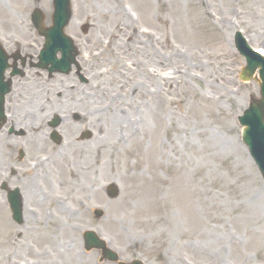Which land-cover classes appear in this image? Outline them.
I'll return each instance as SVG.
<instances>
[{
    "label": "rangeland",
    "instance_id": "obj_1",
    "mask_svg": "<svg viewBox=\"0 0 264 264\" xmlns=\"http://www.w3.org/2000/svg\"><path fill=\"white\" fill-rule=\"evenodd\" d=\"M71 1L74 16L67 33L74 37L86 54L81 61L86 75L90 76L89 83L84 85V89L83 86L78 89L75 95L82 98L86 117H94L96 125L86 123L84 126L93 131L91 141L79 140L74 148L77 150L75 155L71 151L64 153L69 156L73 167L90 165L89 173L97 176L99 184L94 192H90L92 182L88 180L84 183V192L73 190L70 201H64L65 196L70 197L67 185L64 187L52 175L47 181L42 180L46 186L40 184L37 189L31 172L34 160L45 154L52 156L67 146H56L49 138L50 142L40 146L41 143H35L31 136L32 131L23 136L19 147L26 155L21 158L19 173L27 220L22 225L16 224L11 219L8 205L7 208L0 206V264H56V253L49 251L45 257H39L36 250L26 248L27 245H35L33 233L36 230L44 235L52 228L43 227L50 221V204L44 186L59 195L58 204L61 203L66 210L59 220L62 224L69 221L75 227L78 241L73 240L71 244H76L82 257L88 255L92 259L90 264L114 263L102 261L98 250L85 249L83 233L86 230H94L104 237L125 262L139 258L145 264H264V209L255 205L257 201L253 198V190L257 188L264 196V179L242 141L243 127L238 120L251 100L260 98V88L257 81L240 78L246 61L238 52L234 39L236 32L241 31L249 41L254 39L249 42L254 48L258 46L257 41L264 39V0H179L180 11L177 14L165 7L162 9L164 16L174 20L178 17L185 29L175 41L179 53H169L162 44L164 29L159 22L148 26L144 23L147 19L145 14L160 4L158 0H144L142 3L120 0L119 6L124 14L135 23L131 28L121 22L125 29L113 25L114 18L122 19L120 8L115 3L92 0L94 3H84L82 8L77 9V1ZM90 5L92 8L87 15L84 7L88 9ZM36 8L45 13V23L50 24L52 0L47 4L44 0H0V37L12 42L17 39L28 47L35 45L34 48L38 49L43 40L31 19ZM104 11L106 15L103 17ZM239 13L242 14L241 21L237 17ZM225 20H231L233 24L228 31L222 25ZM84 26L89 27L86 33L82 30ZM113 34L118 39L111 38ZM135 35L139 37L135 38ZM120 40H123L121 46L124 50L119 49ZM103 46H109L120 55L102 53ZM146 46L157 55L156 62H149L148 49L144 50ZM228 46L231 47L230 53L223 57L227 65L214 63L210 70L220 76L218 79L213 77L219 94H228L242 101L238 113L234 115L237 108L228 101L220 104V108L210 109L212 112L200 111L199 115L194 107L196 102L188 114L185 110L190 107L175 103L168 105L170 109L164 113L166 128L157 121V132H152L153 123L149 115L143 113L149 105L146 93L150 83L145 81L148 69L152 66V71L162 76L173 74L174 69L177 71L179 68L183 71L182 75L196 76L200 80L196 84L198 90L206 91L201 81L209 73L204 66L211 61L208 62L205 55H210V50L214 52ZM92 54L94 59H91ZM199 63L203 64V68L195 67ZM121 65L123 75L118 74L117 67ZM165 66L173 69L164 71ZM37 77L38 80L35 79L30 88L32 92L22 88L18 93L23 107L29 101L33 109L40 105V92L50 98L53 94L55 97L57 89L66 80V77L59 81ZM224 77L230 83L221 81ZM153 85L161 87L162 95L172 93L171 87L164 86L162 79ZM37 86L39 96H31ZM215 86L208 91L216 92ZM169 97L173 102L177 100L174 94ZM139 103L142 109L137 111ZM122 116L126 119L123 120ZM43 124L45 129L48 128L47 123ZM225 125L228 129L232 127L231 133L223 131ZM84 128L78 132L83 133ZM216 131L239 142L243 148L242 158L227 150L225 145V148L217 144L218 147L214 146L215 143L209 139ZM71 134L67 132V136ZM138 135L139 140L130 143V136L136 138ZM161 144L166 146L162 159L155 157L150 160L145 156L143 151ZM18 151L16 147L14 154L17 158ZM5 166H8L7 162ZM178 175L182 182L179 191L173 186ZM111 182H116L121 189L119 198L114 200L107 196L104 189ZM97 208L104 212L98 218L94 214ZM44 237L43 244L48 242L53 246V240L46 235ZM64 238L58 242L61 251L70 244L68 237Z\"/></svg>",
    "mask_w": 264,
    "mask_h": 264
},
{
    "label": "bare ground",
    "instance_id": "obj_2",
    "mask_svg": "<svg viewBox=\"0 0 264 264\" xmlns=\"http://www.w3.org/2000/svg\"><path fill=\"white\" fill-rule=\"evenodd\" d=\"M77 1V9H79L80 7L82 8V4L84 3H94L91 2L92 0H76ZM108 4L110 3H115V5L120 8V16L122 19H117L114 18L116 20H114L113 25L118 26V27H122L123 29L124 26L122 25V23H124V25L130 26L131 28L134 27L135 23L133 20H129L126 15L124 14V11L122 10V8L119 6L120 4V0H105ZM138 2L142 3L144 0H137ZM179 0H158V2L160 4H158L157 6L154 7L153 11L150 12L149 14H145V18L144 19V23L146 26H148L149 24L154 25V23L159 22L161 24V27H163L164 32H163V36H162V44L165 45L167 51H169V53H179V48L178 46H176V42L178 39V35L181 33L183 34L185 31V29L182 27L181 20L177 17V20L174 19H169L167 17L164 16L163 14V10L165 7H167V10L169 12L175 13L177 14L178 11H180V6H179ZM49 0H44V3H48ZM169 4V5H168ZM88 9H86L84 7V13H86L88 15L89 12V8H92V6L90 5L87 6ZM134 8H136L134 6ZM125 9V8H124ZM127 13V12H126ZM128 14V13H127ZM106 15V12L104 11L103 13V17ZM129 15V14H128ZM242 14L239 13L237 17L240 18V21L242 19ZM108 16V13H107ZM141 15H139L140 18ZM161 21V22H160ZM122 22V23H121ZM220 23V22H218ZM224 23V24H223ZM222 25L224 26V30L226 27V30L228 31V29H230L232 27V22L231 20H225V22H223ZM151 26V25H150ZM135 29V28H134ZM126 36V37H125ZM125 38H129V36L125 35ZM111 38H117L116 35H110ZM138 35H135V38H138ZM155 39V37H154ZM120 50H124V48L121 46L123 40H120ZM251 42L254 41L253 38L250 39ZM98 42H102V40L98 39ZM231 42V41H230ZM258 43V50L261 52V54L264 56V39L261 41H257ZM140 49H142V47H138ZM148 49V47L146 46L144 48V50ZM223 50H215L214 52H211L210 50V55H204L208 58V62L211 61L209 64L205 65V69L209 72L206 74V77L203 81V85L206 88V91H200L197 88V82H199L200 80H197L196 76L195 78L192 77V74H188L186 73L185 75H182V70H179V68H177V71H175L173 74H167L165 73L164 75H159L157 72L152 71V66L151 68L148 69L149 73H147L148 77H145V81L147 80L149 83V87H148V91L146 93V98L148 99L149 105L147 106V108L143 111L144 115L148 114L150 121L153 123V128H152V132H157L158 129V124L157 121H159L161 123V125H164V113L167 109H170L168 107V105H173L175 103H177V106H183L185 105L186 107H190L188 109L185 110V113H190L191 107L194 104V102H196V104L194 105V107L196 108V114H198L200 111H209L212 112V108H220V104L222 105L223 103H225V101L228 102H232L235 106V108H237L236 113L234 115H236L238 113V111L241 109L240 105L242 103L239 102L237 99H233V97L225 95H221L219 94V90H218V86L214 84V81L218 78H220V76L217 73H213L210 68H212L214 66V63H220L222 65H227L225 63L224 60V56L228 55L230 53L229 49H231V47H225L222 48ZM153 49L149 50L148 49V54H149V62L152 61V63H154V61L156 62V60H158V57L155 53H152ZM135 52H138L137 50L134 49ZM102 53L110 55V53L114 54L115 56H119L120 52H114V50L110 49L109 46H103V50ZM138 55V54H137ZM140 56L142 57V55L140 54ZM215 61V62H214ZM143 64V62H142ZM195 67H202L203 68V64L199 63L198 65H196ZM146 68V65H145ZM118 74H122L123 75V71L121 69H123V66L121 65V67H117ZM168 69H173L171 66H165L164 67V71L168 70ZM182 71V72H181ZM205 71V70H204ZM177 72L179 73V75H177ZM186 72V71H185ZM184 72V73H185ZM194 72V71H193ZM146 73V72H145ZM146 75V74H145ZM125 76H128L125 75ZM214 77V78H213ZM129 78V77H128ZM161 79L163 81V83L165 84L164 86H167V88L171 87L172 89V93H170L168 95V93H166L165 95H162V89L160 88H156L153 84L157 83V82H161ZM221 81L223 82H228L230 83L229 79L227 77H224V79L222 78ZM212 86H215V88L217 89L216 92L215 91H208V89ZM167 91H169L168 89H166ZM138 93V92H137ZM38 93H35V95H37ZM172 94L176 95V98L174 100H176L175 102H173V100L169 97ZM70 97H67L68 99H70L71 101H74L75 97L72 95H69ZM57 97H53V99H55ZM161 101V104H160ZM58 101H55V104L58 103ZM238 107H237V106ZM141 103L138 104V107L136 108V110L139 108V111L142 109L140 108ZM184 109V108H183ZM134 109H132L133 113H134ZM179 110V109H178ZM43 111V107L40 105H36V114H40V112ZM45 111V110H44ZM49 115H50V110H46ZM138 111V110H137ZM95 112V111H94ZM97 112V111H96ZM222 110H220L219 115L222 118V114H221ZM23 113V112H22ZM132 113V112H131ZM132 113V115H133ZM29 115V114H28ZM199 115V114H198ZM33 120L35 119V116H31L29 115ZM123 120L126 119L124 116H122ZM49 118V117H47ZM88 118V119H87ZM86 123H89L92 126H95V120L94 117L93 118H89L85 116L81 117V121L78 124H70L68 125L70 130H79L80 127H84L83 125H86ZM99 125V124H98ZM72 126V127H71ZM40 128H42L41 125L36 126L35 125V130L33 132V137H34V141L35 143H42V134L43 132H41ZM164 128H166V125H164ZM223 131L225 133H231L232 132V127H230L228 129V125H225L222 127ZM149 131V130H148ZM151 132V133H152ZM167 133L168 130H167ZM218 133H221L219 131H216L213 133V135L210 137L209 140H211L212 142L215 143L214 146L218 147L217 145H220L222 147L227 146L228 149L227 150H231L232 152L236 153V155L240 156V158H242L241 156H243V152H242V146L239 144V142L236 139H232V137H229L228 135H219ZM44 135V134H43ZM228 136V137H227ZM139 135L135 138L133 136H130V143H133L134 141H138ZM70 141V140H69ZM217 144V145H216ZM74 145V141L70 142L67 144L68 147H72ZM225 148V147H224ZM164 149H166V146L163 144H161L160 146H158L157 148L153 146V148H149V150H145L143 151L145 154V156L152 160L155 157H160L162 159V156L165 155L164 153ZM71 150V149H69ZM66 152L65 149H62L61 151H58V153H53L52 157L47 158L46 163L44 165H42L43 167V171L42 169H39V165L37 164L35 166V168L33 169V173H32V180H33V184L34 187H36L38 189L39 185H45L44 183H42V180L45 179V181H47L48 178L51 177L56 179H59L62 184L65 187V184L67 185V193L70 197L66 198V196L64 197V201H70L71 199V194L74 190L79 192H84V189H86V186L84 183L91 181V188H90V192H94L96 190L95 186L99 184L98 182V178L96 175H90L89 171L90 170V165H83V166H77V167H73L70 162H69V156L64 153ZM71 152L75 155V153L77 152V150H71ZM159 165L161 166V162L159 163ZM89 169V170H88ZM52 171V173L50 171ZM43 172H45L46 174H43ZM50 172V173H49ZM137 175V174H136ZM138 176V175H137ZM59 181V182H60ZM181 177L178 175L176 177L175 180V184L173 186L176 187V189L179 191L180 187H181ZM44 186V190L47 191L48 193V202L50 204V223L48 222V225H44L43 227L47 228L48 226H52L51 231L44 233V235L39 232L38 230H36L33 235L34 238L36 239V243L34 246L31 245H27L26 248L27 250H36L37 254L39 255V257H45L46 254H49V251H52L53 254L56 253L54 255V262L56 264H71V262H74L73 264H90L92 261V259L88 258V255H86L85 257H82V255L80 254V251L78 249V247L76 246V244H71V242H73V240L78 241L77 240V236L75 234V227L70 224V222L68 221L67 223L62 224V222L59 220L60 216H62V214L65 213V209L64 207L60 204H58L60 202L59 195L52 191L51 189H45ZM88 186V184H87ZM35 188V189H36ZM34 192H36L35 190H33ZM253 192H255L254 195V199L257 201L255 205H257L259 208L264 209V196L262 195V192L260 189L257 188L253 190ZM80 196V195H79ZM81 199V197H79ZM25 201V200H24ZM52 204H58L56 206H52ZM72 204L74 205V201L72 200ZM24 206H25V202H24ZM70 224V226H69ZM66 226V227H65ZM49 229V227H48ZM46 235V237H48L50 240H53V246H50L49 243L47 242V244H43L44 241V236ZM68 237L69 239V245L67 246V248L63 251H61L62 247H59V243L60 241H62V239L65 240L64 237ZM15 245V243H14ZM39 245V246H38ZM47 245V247H46ZM16 246V245H15ZM45 255V256H44ZM80 258V259H78ZM88 258V259H87ZM77 259V260H76ZM75 260V261H73ZM221 261H219L220 263ZM41 264V263H40Z\"/></svg>",
    "mask_w": 264,
    "mask_h": 264
},
{
    "label": "water",
    "instance_id": "obj_3",
    "mask_svg": "<svg viewBox=\"0 0 264 264\" xmlns=\"http://www.w3.org/2000/svg\"><path fill=\"white\" fill-rule=\"evenodd\" d=\"M71 17L70 0H56V13L54 15L55 25L50 29L42 30L47 36L46 49L42 57L45 63L47 61V52H57L58 49L63 50L67 55L65 60L68 64L73 61L74 55L72 52V45L70 39L64 35V27L67 25ZM34 23L38 28H43L44 15L40 11H36L33 15ZM237 45L243 55L247 57L248 66L244 69L243 79H250L256 72L257 67H260V76L262 82V100L254 101L250 108L246 110L243 116L239 119L243 125L246 126L244 130V141L249 145L251 152L257 160L261 171L264 175V59L259 57L251 48L246 44L245 40L240 34L236 37ZM46 60V61H45ZM48 61H52L49 60ZM115 192V191H113ZM19 198V197H18ZM12 202L16 200L15 195L12 197ZM18 205V204H17ZM15 211L20 214L21 209L19 206H15ZM86 241L88 248L97 247L104 251L106 257L110 259H116V255L105 247V244L100 241L95 233L89 232L86 234ZM141 264V263H135Z\"/></svg>",
    "mask_w": 264,
    "mask_h": 264
},
{
    "label": "flooded vegetation",
    "instance_id": "obj_4",
    "mask_svg": "<svg viewBox=\"0 0 264 264\" xmlns=\"http://www.w3.org/2000/svg\"><path fill=\"white\" fill-rule=\"evenodd\" d=\"M19 51L22 55L26 56L30 59L24 65H17L15 60V52ZM12 58L10 61L9 69L4 71V80L3 83L10 81L11 84V91L6 96V101L4 105V112H5V120H4V127L0 130V160L3 159V163L0 164V184L4 181H7L11 187H19L21 188V177H18L17 173L12 170L15 166L20 162L19 157L17 158L14 154V150L17 147L19 148V140L15 132L18 129H21V119L22 113L21 108L19 107L18 97L19 92L21 91V77L16 76L15 72L23 67L25 70H28L32 67V60L36 57V53L34 54L32 51L27 49H23L22 47H15L9 50ZM28 86H26V90ZM28 91V90H27ZM19 93V94H18ZM81 107L78 104H66L60 107V113L63 115V121L65 123H70L71 121H80L81 114H80ZM1 122V119H0ZM18 151V152H19ZM7 162L8 166H5ZM9 169V173H6L5 169ZM0 199L2 202L6 201V193L2 191L0 188Z\"/></svg>",
    "mask_w": 264,
    "mask_h": 264
}]
</instances>
